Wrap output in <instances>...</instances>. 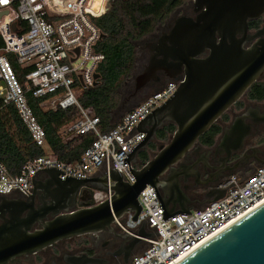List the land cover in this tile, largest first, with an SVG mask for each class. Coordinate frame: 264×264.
<instances>
[{"label":"water","instance_id":"1","mask_svg":"<svg viewBox=\"0 0 264 264\" xmlns=\"http://www.w3.org/2000/svg\"><path fill=\"white\" fill-rule=\"evenodd\" d=\"M175 12L146 48L131 41L141 58H135L131 77L112 118L117 120L168 81L179 80L174 93L123 138L126 140L138 131L145 133L123 159L134 182L126 181L108 156L87 177L66 175L62 179L60 172L64 171L50 166L32 175L33 187H29L28 196L18 188L0 192V264H9L19 256L35 254L58 241L80 235L88 236L87 246L93 249V239L106 233L120 241L119 248L111 254L124 251L122 264H127L130 249L136 250L141 246V238L158 232H145V220L136 235L119 231L113 222L128 212L136 219L141 209L138 195L147 184L154 189L164 221L176 213L192 211L193 200L180 187L181 180L186 182L190 176L203 184L206 204L226 194L227 188L218 187L226 177L222 172L224 165L233 159L228 175L234 174L242 160L240 149L244 139L253 136L245 121L247 115L238 117L241 125L235 121L224 128L217 145L204 146L198 139L263 74L264 23L262 28L248 32V20L264 13V0H193L185 11ZM12 28L15 29V23ZM94 78L93 85L99 74L95 73ZM167 122L175 125L167 143L156 141L157 150H149L151 157L140 162L139 152L149 148V142L155 140V129ZM250 149L259 151L257 147ZM204 153L211 154L217 163L210 166L215 168L214 174L199 170L205 163ZM187 156H191L190 163L183 164L182 159ZM163 175L170 187L159 192L157 184ZM90 188L106 190L108 198L78 208V192L85 193ZM64 260L66 264L107 262L86 252L66 254ZM175 264H264V202Z\"/></svg>","mask_w":264,"mask_h":264},{"label":"built area","instance_id":"2","mask_svg":"<svg viewBox=\"0 0 264 264\" xmlns=\"http://www.w3.org/2000/svg\"><path fill=\"white\" fill-rule=\"evenodd\" d=\"M110 0H0V99L4 105L13 104L27 127L32 141L44 153L30 159L18 173H11L0 160V192L18 188L31 193L32 175L41 168L54 166L66 175L87 177L99 169L104 157H111L113 166L126 181L134 182L128 163H123L132 146L144 136L136 132L123 138L151 110L160 106L174 93L179 80L168 81L159 91L151 93L142 103L126 112L108 131H100L99 117L92 108L79 102L81 92L94 84V74L104 55L96 50L102 31L93 18L103 15ZM15 23V29L12 28ZM24 23V25H23ZM8 54L20 67H30L23 74V84L15 75ZM40 98L44 109L77 108L79 116L60 128L61 135H80L91 132L95 140L83 151L78 161H62L47 146L46 134L33 113L25 92ZM218 187L226 194L203 207L187 213H176L162 219L163 213L154 189L147 184L139 193L141 206L136 219L132 212L115 218L113 225L121 232L135 234L144 222L142 250L132 255L127 264H175L198 246L231 223L246 215L264 200V163L246 177L232 174ZM108 198V192L92 188L90 205ZM136 235V234H135Z\"/></svg>","mask_w":264,"mask_h":264},{"label":"trees","instance_id":"3","mask_svg":"<svg viewBox=\"0 0 264 264\" xmlns=\"http://www.w3.org/2000/svg\"><path fill=\"white\" fill-rule=\"evenodd\" d=\"M180 2L181 0H110L108 10L93 18L94 24L103 34L96 44V50L101 52L104 58L97 67L98 82L81 92L79 102L83 107L92 108L94 115L99 117L100 131L110 130L124 115L115 121L112 120L119 102H116L115 92L117 91L120 99L119 93L123 84L119 87L120 82L128 75L135 60L136 48L131 41L143 38L153 29L160 16L169 13ZM258 24L259 21H253L252 26L256 27ZM2 46L0 37V47ZM8 58L19 82L23 84V74L30 67H20L12 54H8ZM25 95L38 122L45 130L50 151L62 161H78L96 137L91 132L61 135L60 128L79 116L77 108L72 106L67 109L48 110L41 107V99L34 97L31 91H26ZM247 95L251 99H264V82H254L247 90ZM222 119H227V115L223 114ZM174 129L175 125L169 123L158 129L157 137L165 139ZM220 130L219 123H213L199 137V143L204 146L212 145ZM149 149H155V144L150 143ZM43 153V148L32 141L14 105H4L0 99V160L11 173H18L30 159ZM139 157L144 161L148 160L147 149L141 150Z\"/></svg>","mask_w":264,"mask_h":264},{"label":"flooded vegetation","instance_id":"4","mask_svg":"<svg viewBox=\"0 0 264 264\" xmlns=\"http://www.w3.org/2000/svg\"><path fill=\"white\" fill-rule=\"evenodd\" d=\"M192 2L193 0H186V1L183 0L168 14H163L162 16H160L156 20L157 25L154 26V30L156 32H151L152 31L151 30L143 38L138 40V42L143 44L144 47L146 48L148 44L152 42L166 28L173 14L176 13L175 11L176 10L177 12L185 11ZM161 19L164 20L162 23H161ZM253 21H259V24L256 27H253L252 26ZM263 23H264V13L257 18L248 20V32L262 28ZM139 58H141L140 54H139ZM129 79H130L129 77L127 76L125 77V80L121 86V90L119 93L120 99L124 93V90L127 86ZM258 81L264 82V71L260 80ZM223 114L227 115V119L225 120L222 119ZM223 114L217 121L221 127V130L215 138V141L213 143L214 145H217V143L220 142L222 130L224 128L231 127V125H233L235 121H237L238 124L241 125V122L238 119V117H240L242 114L247 115L245 121L250 124V129H251L250 132L251 134H253V136H248L244 139L243 147L242 149H240V156L242 157V160L239 164V167L237 169H234V174L239 173L240 176H245L250 172H252L255 169V167L260 164V161L264 158V99H251L248 97L246 91V93L237 102L231 105L227 109V111ZM169 123L171 122L164 123L161 125V127L155 129V133H154L155 140L149 142V144L150 143L155 144V149H157L158 147L156 141L163 142V144H165L169 140V136H168L169 134L165 139H160L157 137L158 129H161L162 127H164ZM252 147L259 148V151H255V152L252 151V149H250ZM246 149L248 150L245 152ZM149 150L152 152L155 151L147 148L150 158L151 154ZM190 157L191 156L184 157L182 159L183 164H189ZM203 157L205 163L203 165H200L199 168L200 172L204 174L207 171L214 174L215 168L210 166L217 165V163L212 159V155L208 154L206 156V154L204 153ZM231 160H229L224 165L225 168L222 171L223 174L226 175L224 179L229 177L228 173L230 171V166L232 164ZM139 161L143 162L144 160H142L139 157ZM174 167L177 170V163L174 165ZM157 185L159 192H161L163 189L168 188L169 185L165 181V175L160 177ZM180 187L190 197V195L198 194L199 192H202L203 184L199 183L196 180L195 176H190L188 177L186 182H183L181 180ZM91 192H92V188H90L88 192L85 193H82L81 191L78 192L76 196V206L78 208L90 205ZM88 196L89 198L87 199ZM87 239H88L87 235H80V236L71 237L69 239L61 240L58 241L55 245L46 247L35 254L19 256L9 264H51V261H54L55 264H66V260H64V255L66 254L74 255V254H80L82 252H86L88 255H90L93 258H100L107 260V262H101V264H122L124 258V251L119 253L118 255L111 254L120 246V241L118 239H113L109 234L106 233L98 238L93 239L94 240L93 249L87 246ZM134 252H135L134 249H130L128 255L132 257V255H134Z\"/></svg>","mask_w":264,"mask_h":264},{"label":"rangeland","instance_id":"5","mask_svg":"<svg viewBox=\"0 0 264 264\" xmlns=\"http://www.w3.org/2000/svg\"><path fill=\"white\" fill-rule=\"evenodd\" d=\"M182 1H183V0H181V2H182ZM184 1H186V0H184ZM181 2H180V3H181ZM174 8H175V7H174ZM174 8H173V9H174ZM173 9H172V10H173ZM172 10H171V11H172ZM166 14H168V13H166ZM163 21H164V20L161 19V23H162ZM156 25H157V22L154 23V26H156ZM154 26H153V29H152L151 32H156V31L154 30ZM135 51H136V52H135V58H137L138 55H139V53H138L137 50H135ZM134 62H135V60H134ZM132 70H133V66H132V68L128 71V75H127V77H129V78L131 77ZM124 80H125V79H124V77H123L122 80H121V82H120L119 87L121 86V84L123 83ZM115 98H116V102H117V101L119 100V95L117 94V91L115 92ZM171 134H172V133H169L168 136L170 137ZM166 140H167V139H166ZM166 140H165V141H166ZM152 150H153V151H156L157 149H152ZM250 173H251V172H250ZM250 173H249V174H250ZM249 174H247V175H249ZM236 175L239 176V177H241L239 173H236ZM247 175H245L244 177H246ZM142 247H143V246H138V247L136 248L134 254L140 252V251L142 250Z\"/></svg>","mask_w":264,"mask_h":264},{"label":"crops","instance_id":"6","mask_svg":"<svg viewBox=\"0 0 264 264\" xmlns=\"http://www.w3.org/2000/svg\"><path fill=\"white\" fill-rule=\"evenodd\" d=\"M244 176H241L243 178ZM190 198L193 200L190 203V207L192 210L203 207L206 203L203 201V195L202 192H199L198 194L190 195Z\"/></svg>","mask_w":264,"mask_h":264},{"label":"bare ground","instance_id":"7","mask_svg":"<svg viewBox=\"0 0 264 264\" xmlns=\"http://www.w3.org/2000/svg\"><path fill=\"white\" fill-rule=\"evenodd\" d=\"M263 202H264V200H263L262 202H260L259 204L255 205V206H254L252 209H250V210L255 209L257 206H259V205L262 204ZM249 212H250V211H249ZM231 224H232V223H231ZM228 226H229V225H228ZM215 235H216V234H215ZM215 235H213V236H215ZM213 236H212V237H213ZM212 237H211V238H212Z\"/></svg>","mask_w":264,"mask_h":264}]
</instances>
